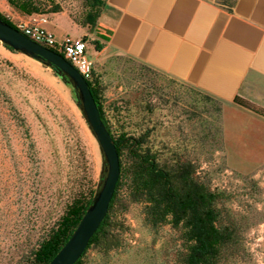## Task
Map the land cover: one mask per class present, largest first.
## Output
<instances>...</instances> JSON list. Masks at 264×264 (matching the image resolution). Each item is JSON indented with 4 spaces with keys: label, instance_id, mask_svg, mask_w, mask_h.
I'll use <instances>...</instances> for the list:
<instances>
[{
    "label": "rangeland",
    "instance_id": "rangeland-1",
    "mask_svg": "<svg viewBox=\"0 0 264 264\" xmlns=\"http://www.w3.org/2000/svg\"><path fill=\"white\" fill-rule=\"evenodd\" d=\"M101 10L86 0H0L14 26L43 14L81 35L88 80L113 137L142 140L138 151L154 155L177 192L186 190L184 172L216 194L228 238L212 264H264V125L247 124L196 85L109 47ZM77 99L51 66L0 41V264H37L42 244L98 189L103 158ZM119 156L106 225L78 264H187V228L170 216L155 222L150 209L149 193L163 185L128 147Z\"/></svg>",
    "mask_w": 264,
    "mask_h": 264
},
{
    "label": "crops",
    "instance_id": "crops-1",
    "mask_svg": "<svg viewBox=\"0 0 264 264\" xmlns=\"http://www.w3.org/2000/svg\"><path fill=\"white\" fill-rule=\"evenodd\" d=\"M101 8L109 47L264 125V0H103ZM57 20L47 27L61 41L71 33Z\"/></svg>",
    "mask_w": 264,
    "mask_h": 264
},
{
    "label": "trees",
    "instance_id": "trees-1",
    "mask_svg": "<svg viewBox=\"0 0 264 264\" xmlns=\"http://www.w3.org/2000/svg\"><path fill=\"white\" fill-rule=\"evenodd\" d=\"M86 3L91 8H100L103 5V0H86ZM0 18L17 29L16 26L1 14ZM5 46L10 50H14L6 44ZM52 68L58 74V68L55 66H52ZM87 81L99 107L101 117L110 131L104 118L98 95L90 81L88 79ZM114 140L119 154L123 147H128L132 155L147 164L148 173L152 180L160 182L163 185L162 191L159 194L149 193L148 201L150 202V209L155 222L163 221L167 216H170V221L175 226L183 224L187 228L188 237L193 241L190 245L187 264H212L219 253V246L228 238L227 233L223 232L218 226L219 213L215 207L216 194L196 183L189 174H184V172L181 178L185 182L186 190L184 192H177L173 186L171 174L158 166L154 155L149 152L141 153L138 151L142 145V140L132 136L128 137L125 134L121 135L119 139L114 138ZM118 185L119 180L109 210L113 205ZM94 194L84 207L77 208L68 214L61 222L58 232L50 240L42 244L36 254L37 264H48L66 244L91 204ZM107 219L108 213L96 233L90 239L84 253L103 231ZM82 256L75 264L80 262Z\"/></svg>",
    "mask_w": 264,
    "mask_h": 264
},
{
    "label": "water",
    "instance_id": "water-1",
    "mask_svg": "<svg viewBox=\"0 0 264 264\" xmlns=\"http://www.w3.org/2000/svg\"><path fill=\"white\" fill-rule=\"evenodd\" d=\"M0 41L18 52L58 68V75L70 83L77 94L83 115L97 138L103 158L98 189L82 220L70 239L48 264H75L87 248L90 239L106 217L120 177V156L115 140L105 125L87 79L63 55L33 41L0 18Z\"/></svg>",
    "mask_w": 264,
    "mask_h": 264
},
{
    "label": "built area",
    "instance_id": "built-area-1",
    "mask_svg": "<svg viewBox=\"0 0 264 264\" xmlns=\"http://www.w3.org/2000/svg\"><path fill=\"white\" fill-rule=\"evenodd\" d=\"M49 23L50 20L46 15L30 14L26 19L20 20L16 27L33 41L64 55L88 79L91 75V62L86 54L85 39L67 34L61 41H58L55 34L48 29Z\"/></svg>",
    "mask_w": 264,
    "mask_h": 264
}]
</instances>
